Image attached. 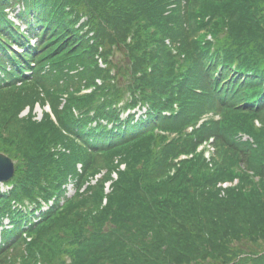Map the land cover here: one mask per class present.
<instances>
[{
    "label": "trees",
    "instance_id": "trees-1",
    "mask_svg": "<svg viewBox=\"0 0 264 264\" xmlns=\"http://www.w3.org/2000/svg\"><path fill=\"white\" fill-rule=\"evenodd\" d=\"M0 152V264H264V0H0Z\"/></svg>",
    "mask_w": 264,
    "mask_h": 264
},
{
    "label": "rangeland",
    "instance_id": "rangeland-1",
    "mask_svg": "<svg viewBox=\"0 0 264 264\" xmlns=\"http://www.w3.org/2000/svg\"><path fill=\"white\" fill-rule=\"evenodd\" d=\"M10 18L12 19V17L10 16ZM13 20V22L14 23H16L15 22V20L14 19H12ZM86 20V18H83V19H81L80 20V22H83V21H85ZM79 22V23H80ZM22 28H24V26H21ZM115 61L116 60H118V59H120L121 60V57H120V54H118L115 58ZM125 62L127 63V61L125 60ZM148 108V107H147ZM138 110L137 111V113H135V116H136V118H138V117H144V116H142L141 115V111H146V109H145V107H143V109L142 110H140V109H138L137 107H135V108H132V110ZM42 110H47V107L45 106V105H41V106H39L38 104L35 106V108H34V113H35V118L36 119H41L42 118V116H43V113H42ZM48 111V110H47ZM27 113V110H24L23 112H22V114H26ZM51 113V112H50ZM139 115H141V116H139ZM257 123V122H256ZM212 140L210 139V140H206V141H204L201 145H199L198 146V148H197V152L200 150V149H202L203 150V152H204V156H205V158H206V160L207 161H209L210 159H211V157L214 155V153H215V147L212 145ZM0 153H3V154H5L4 152H0ZM5 155H7V154H5ZM191 155L192 154H189V155H185V158H187V157H191ZM7 156H9V155H7ZM10 157V156H9ZM11 158V157H10ZM12 159V158H11ZM13 160V159H12ZM13 162H14V165H15V161L13 160ZM211 164V163H210ZM121 168H124V164L123 165H121ZM173 171V170H172ZM113 176L114 177H116V174H113ZM237 183V180L235 179L233 182H228V181H225V182H219V184H218V186H221L222 188H224L225 186H230V185H234V184H236ZM3 187V186H2ZM67 188H68V191H67V195L69 196H71V195H73L74 194V192H75V187H74V185H72V184H68V186H67ZM84 188V187H83ZM4 190H5V188H4ZM108 190V188L106 189V191ZM61 200H62V198H61ZM29 215H30V213L28 214V215H26L27 217H26V219L28 220L29 219ZM243 244H245L244 245V249H252V246H253V242L251 241V242H248V241H245V242H243ZM14 254H10V256L12 257ZM22 258H20V260L18 259L17 260V262H15L14 264H24L23 263V259L21 260ZM40 258L38 257V260H39ZM38 260H37V263H38Z\"/></svg>",
    "mask_w": 264,
    "mask_h": 264
},
{
    "label": "water",
    "instance_id": "water-1",
    "mask_svg": "<svg viewBox=\"0 0 264 264\" xmlns=\"http://www.w3.org/2000/svg\"><path fill=\"white\" fill-rule=\"evenodd\" d=\"M14 173V162L12 159L0 153V182L8 181Z\"/></svg>",
    "mask_w": 264,
    "mask_h": 264
}]
</instances>
